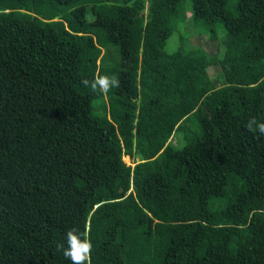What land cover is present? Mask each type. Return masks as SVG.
I'll return each mask as SVG.
<instances>
[{
  "label": "trees",
  "instance_id": "1",
  "mask_svg": "<svg viewBox=\"0 0 264 264\" xmlns=\"http://www.w3.org/2000/svg\"><path fill=\"white\" fill-rule=\"evenodd\" d=\"M187 3L217 83L201 48L166 51ZM253 117L264 0H0V264H71L72 228L90 264H264Z\"/></svg>",
  "mask_w": 264,
  "mask_h": 264
},
{
  "label": "rangeland",
  "instance_id": "2",
  "mask_svg": "<svg viewBox=\"0 0 264 264\" xmlns=\"http://www.w3.org/2000/svg\"><path fill=\"white\" fill-rule=\"evenodd\" d=\"M184 7V15H186L185 19L182 18L179 23L177 29L172 34V37L169 39L166 51L168 53H174L176 52L182 44H185V46H191V47H199L203 50V52L206 55V63L208 67V72L210 74V77L214 79V81H217L221 78V74L218 68L209 66V57L210 55L213 56L215 54L220 53L222 50L220 43L218 41H214L210 39L209 35H207L204 32V28L197 22L193 20V12L191 9V6L189 3H187ZM185 5V4H184ZM183 15V14H182ZM220 30V29H219ZM218 30V35H222V30ZM221 39V36H219V40ZM221 48V49H220ZM223 53L220 54L222 56ZM190 124L194 125V120L190 122ZM186 127L189 128V125L187 124ZM182 140L181 137L173 140L174 143ZM184 144L181 146L183 147ZM180 147V148H181ZM124 162L128 166L134 167V164L130 160L129 157L124 158ZM148 250H152L153 248L147 247Z\"/></svg>",
  "mask_w": 264,
  "mask_h": 264
},
{
  "label": "clouds",
  "instance_id": "3",
  "mask_svg": "<svg viewBox=\"0 0 264 264\" xmlns=\"http://www.w3.org/2000/svg\"><path fill=\"white\" fill-rule=\"evenodd\" d=\"M84 86H89L93 91L99 90L102 93H107L111 88L119 87L120 81L116 76H100L93 78L91 82L83 80ZM246 128L252 132H258L264 135V122L258 121L256 118H250L246 124ZM93 245L86 234L79 229L72 228L66 232V246L58 245V250H61L63 256L71 262V264H90V253Z\"/></svg>",
  "mask_w": 264,
  "mask_h": 264
}]
</instances>
